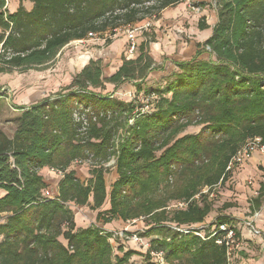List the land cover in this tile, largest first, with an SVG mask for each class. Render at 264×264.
<instances>
[{
  "label": "trees",
  "instance_id": "obj_1",
  "mask_svg": "<svg viewBox=\"0 0 264 264\" xmlns=\"http://www.w3.org/2000/svg\"><path fill=\"white\" fill-rule=\"evenodd\" d=\"M25 1L33 3L31 10ZM186 1L19 0L11 12L0 0V74L39 70L68 44L90 34L110 44L118 31L157 19L167 7ZM216 2L211 37L197 45L195 58L175 62L164 85L147 87L157 66L143 42L140 54L123 59L110 77H104L101 59H91L67 92L16 107L21 113L13 136L0 129V264H126L136 252L116 255L112 263L113 246L107 241L112 232L95 225L77 228L71 204L89 205L98 210V220L108 223L149 215L171 199L188 204L171 214L156 212L150 235L161 238L151 239V250L163 251L172 264H229L227 247L217 244L210 227L205 239L190 228L229 221L221 215L209 218L213 203L201 190L227 179L221 181L229 160L248 139L261 137L264 143V0ZM205 48L215 61L198 58ZM106 83L116 88L133 83L153 97L151 109L95 91ZM4 92L0 88V98L7 97ZM78 109L97 116L89 120L84 143L76 142L81 125L73 113ZM194 119L202 125L198 133L177 139L156 156L174 130ZM117 145L118 178L110 191L103 170H93L87 182L71 170L56 199L42 195L47 183L39 168L67 169L89 152L107 157ZM160 177L171 178L172 189L159 197L144 196L141 189ZM107 201L110 207L100 210ZM163 221L187 232L163 226ZM149 260L146 264H156Z\"/></svg>",
  "mask_w": 264,
  "mask_h": 264
},
{
  "label": "rangeland",
  "instance_id": "obj_2",
  "mask_svg": "<svg viewBox=\"0 0 264 264\" xmlns=\"http://www.w3.org/2000/svg\"><path fill=\"white\" fill-rule=\"evenodd\" d=\"M206 4L210 5L207 7L208 10H213L217 6L216 0H203L200 2L201 6H205ZM190 11L193 12L194 9H191ZM211 13L212 12L209 11V13H207L205 16L201 12H197V14H195L196 16H194V22L197 23V26L194 27L195 32L193 34H189L190 38L187 37L186 40L185 38L183 39L187 41V45H162L156 38H154V36L152 37L151 35L150 37V33L147 34L149 35L146 37L147 50L157 52V55L159 56V58L155 61L157 69L154 70L152 74H150V79L146 83L147 87L150 86L157 88L158 85L162 86L165 84L163 78H165L169 73H163L165 72L166 68L170 66V57L174 55H186L189 52L187 51V47L189 45V41H191V37L194 43L197 41L202 43L205 42L204 39L209 33V24L207 23V19L211 18ZM155 19L156 18H153V20ZM146 25H148L146 29H140L136 32V41L138 43V47L135 54L140 52V44L143 43H141V38L144 37L145 30H148L151 27V23H147ZM191 25L192 24H189L188 26L191 27ZM89 38L96 39L95 44H89L93 48V53L91 56L92 59H101L103 71L106 69V72L109 73L111 70H113L112 68L117 65L119 60L115 57V49L113 48V45H111L112 43L107 44L103 37L97 35L89 36ZM120 38L127 39L125 49L122 52L124 57L129 44L128 29L119 31L112 37V41ZM91 47H89L86 42L84 43V41H76L74 43H70V45H67L64 49H62L54 62L43 68H40L39 70H29L26 72L14 70L9 73H1L0 88L5 90L4 93H7V97L0 98V129L9 136H13L17 127V117H19L21 113L16 107L29 106L34 102L35 98L37 100H42L48 97H54L59 93L67 92L73 78L88 60L90 53L87 50H89ZM198 51L199 48L197 46L195 54L190 55L191 57L186 61H190L195 58ZM201 51V55L198 58L215 61L216 58L211 56L209 52L210 50L208 48L203 50L201 49ZM166 62L169 63L167 64ZM95 91L104 95H112V97L118 98L125 102H133L136 108L140 105H144L145 107L148 106V101L153 99V97H146L147 92H138L133 83H125L117 88L113 87L111 83H106L105 89H97ZM136 108L134 111H136ZM146 109H151L150 105ZM201 127L202 125L198 122V120L194 119L190 124L174 130L166 139V146H163L162 149L155 152L156 156H160L163 149L175 143L177 139L187 134L198 133ZM118 136L113 139L114 144H116ZM86 138V133L81 134V132L78 131L76 135V142L84 143ZM117 149L118 145L114 148V150H116L115 152L113 150V152L109 153V156L100 158L95 156L94 153L89 152L90 155L89 157L84 158L85 162L83 164L76 165L73 162L69 168L63 170L66 171L65 173L74 170L76 176L84 182H87L93 177V170H103L105 173L104 176L107 190L110 191L112 184L118 178ZM40 174L47 183V186L43 192L48 191V194H45V192L44 194L42 192V194L49 199H56L59 196V185L64 176H57L48 172L47 169H43ZM172 187L173 182L171 178L166 181L160 177L158 180L151 182L149 186H146V188L141 189V191L144 193V196L155 198L162 195V193H166V189L170 190ZM204 188L205 187L202 188L201 193ZM196 198H199V195H197ZM218 199H220V195L218 190H216L214 195L209 197V200L213 203L212 216H210V219L212 220L216 217L217 212L221 207ZM90 202H92V198H90ZM183 202L186 201L184 199H171L169 202H167V206L162 209H164V211H166L168 214H171L174 210L182 209L181 203ZM109 207V201H107L100 210H105ZM71 209L75 215L77 228H87L95 225L104 229V232L106 233H109V231L112 232L111 237H108L107 240L113 246L111 255L112 263L116 262V255L122 256L124 252L132 250L135 251L136 254H134L126 262V264H146L147 260L149 259V261L155 262L156 264H172L170 261H167L166 254L164 261H156L151 257L147 259L145 254L141 252H144L145 248L131 239L134 233L142 235L149 241H151L152 238H161L159 235H150V231L153 229L154 225H157L155 222H153L154 215L156 212L162 211V209L154 210L149 215H142L140 217L128 219L126 221L116 219L108 223H105L103 220H98V210H92L89 205L76 206L71 204ZM163 223L165 224H160L171 228L177 227L174 223L169 224V221H163ZM160 224L158 223V226ZM60 241L66 243L63 238H60Z\"/></svg>",
  "mask_w": 264,
  "mask_h": 264
},
{
  "label": "crops",
  "instance_id": "obj_3",
  "mask_svg": "<svg viewBox=\"0 0 264 264\" xmlns=\"http://www.w3.org/2000/svg\"><path fill=\"white\" fill-rule=\"evenodd\" d=\"M201 1L203 0H189L172 7H167L162 11L159 18L155 20L150 19L139 23V26L151 23V27L148 30H145L144 37L141 38V43L147 42L146 37L149 36L147 34L150 33V37L151 35L152 37L154 36V38H156L162 45H187L188 43L185 41L186 38L190 36L189 34H193L195 32L194 27L197 26V23L194 22V16H196L195 14H197V12H201L205 16L207 13H209V11H211V18L207 19V23L209 24V33L204 40L206 41L209 39L217 22V9L215 8L213 10H208L207 7L210 5L206 4L205 6H201ZM19 5V0H13L9 7L10 11H16ZM24 5L28 10L33 8V3L31 1H25ZM191 9H194V11L191 12ZM189 24H192L191 27L188 26ZM184 38L185 40H183ZM81 41H84V43L86 42V44L91 47L89 44H95L96 39L89 38ZM74 42L76 41L71 43ZM111 43L115 49V57L119 60L117 65L113 67V70H111L109 73L106 72V69H104L103 73L105 78L110 77L119 69L123 63V59H135L140 54L139 52L134 56H128L127 53H125L123 57L122 52L125 49L127 43L126 38L116 39ZM199 43L202 42L197 41L194 43L191 37V41H189V45L187 47V51L189 52L186 55L171 56V59L169 60L170 63L166 62L167 64L169 63L170 66L166 68L163 74L170 73L175 70L176 61H186L191 57L190 55L195 54L197 45ZM87 51H89L90 55L88 56V60L84 63L82 69L92 59L91 56L93 53V48L91 47ZM148 52L155 61L159 58L157 52L150 50H148ZM112 86L115 87L114 84H112ZM37 101L39 100L35 98L33 103H36ZM263 184L264 156L260 153H255L253 157L249 159L244 165L240 166L233 173H231L218 188V193L220 195V199L218 200L221 207L216 216L221 215L229 217V221H227V223L233 225L236 228L238 238L240 240V247L233 253L229 264H264ZM210 216H212V212ZM249 223L254 225L259 230V234H253L251 232Z\"/></svg>",
  "mask_w": 264,
  "mask_h": 264
},
{
  "label": "built area",
  "instance_id": "obj_4",
  "mask_svg": "<svg viewBox=\"0 0 264 264\" xmlns=\"http://www.w3.org/2000/svg\"><path fill=\"white\" fill-rule=\"evenodd\" d=\"M13 0H5V8H9ZM148 25L139 26V24L129 26L125 29H128V38H129V44L126 50V53L128 56H134L135 52L138 47V43L136 41V32L140 29H146ZM124 30V29H123ZM122 31V30H120ZM119 32V31H118ZM89 36H95L93 34H90ZM3 44H0V48H2ZM148 106L144 107L143 110H147ZM73 118L77 123H80V129L79 131L81 134H85L89 128V120L92 118L94 121L97 120V116L90 110V109H78L75 110L73 113ZM255 153H260L264 156V143L262 141L261 137H254L248 139L244 145L231 157L229 160L225 173L221 179V181L224 179L225 176H229L231 173H233L237 168L244 165L249 159L253 157ZM85 162L84 159H77L74 161V164L80 165ZM47 169L48 172L53 173L57 176L63 177L65 175V170L59 169L56 167H42L39 168V173L43 170ZM222 182H220L218 185L214 186L211 190V187H205L202 191L203 193H209L210 196L214 195V192L218 190ZM262 189L264 190V184L262 186ZM45 194H48V191H44ZM43 192V194H44ZM42 194V195H43ZM44 196V195H43ZM209 196V197H210ZM45 197V196H44ZM187 202L181 203V208H185L187 206ZM251 232L253 234H259V230L249 223ZM210 227V231L212 232L213 236H216V242L219 245H225L227 247V253H228V259H230L233 256V253L239 249L240 247V240L238 238L237 230L236 228L227 223H218V224H202L199 226H191L190 229L193 230V232L201 237L202 239H205L206 232L204 231L205 228ZM173 229L186 231L187 229L174 227ZM187 232V231H186ZM122 234V233H121ZM136 243L139 245H142L145 250H147L150 253V256L152 259L156 261H164L165 253L163 251H153L151 250L150 241L143 237L142 235H139L138 233H134L131 237ZM148 241V242H145Z\"/></svg>",
  "mask_w": 264,
  "mask_h": 264
}]
</instances>
